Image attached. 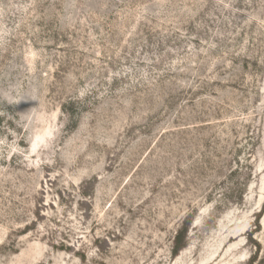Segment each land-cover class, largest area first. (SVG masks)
I'll list each match as a JSON object with an SVG mask.
<instances>
[{"label": "rangeland", "instance_id": "obj_1", "mask_svg": "<svg viewBox=\"0 0 264 264\" xmlns=\"http://www.w3.org/2000/svg\"><path fill=\"white\" fill-rule=\"evenodd\" d=\"M0 264H264V0H0Z\"/></svg>", "mask_w": 264, "mask_h": 264}, {"label": "trees", "instance_id": "obj_2", "mask_svg": "<svg viewBox=\"0 0 264 264\" xmlns=\"http://www.w3.org/2000/svg\"><path fill=\"white\" fill-rule=\"evenodd\" d=\"M181 244L182 242H181L180 236H177V238L175 239V247L177 251H179L182 248Z\"/></svg>", "mask_w": 264, "mask_h": 264}, {"label": "clouds", "instance_id": "obj_3", "mask_svg": "<svg viewBox=\"0 0 264 264\" xmlns=\"http://www.w3.org/2000/svg\"><path fill=\"white\" fill-rule=\"evenodd\" d=\"M37 134H38V133H35V132H34L33 136L35 137V135H37Z\"/></svg>", "mask_w": 264, "mask_h": 264}]
</instances>
